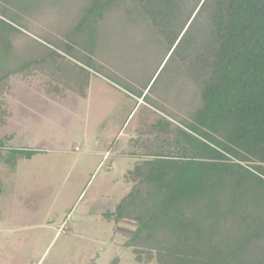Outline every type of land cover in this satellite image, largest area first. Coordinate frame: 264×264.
<instances>
[{
    "label": "trees",
    "instance_id": "trees-1",
    "mask_svg": "<svg viewBox=\"0 0 264 264\" xmlns=\"http://www.w3.org/2000/svg\"><path fill=\"white\" fill-rule=\"evenodd\" d=\"M45 13L49 28L29 34ZM134 55L150 68L123 62ZM96 71L162 113L111 213L131 225L135 260L264 264V0H0V127L12 75L86 97ZM10 139L0 164L37 152Z\"/></svg>",
    "mask_w": 264,
    "mask_h": 264
},
{
    "label": "rangeland",
    "instance_id": "rangeland-1",
    "mask_svg": "<svg viewBox=\"0 0 264 264\" xmlns=\"http://www.w3.org/2000/svg\"><path fill=\"white\" fill-rule=\"evenodd\" d=\"M51 16L45 13L33 19L28 33L48 29ZM134 43L140 51L147 49L153 63L158 51L145 42ZM132 51L135 54L136 48ZM123 59L135 68H150L139 58ZM90 78L88 100L76 98L75 103L72 94L65 99L47 91L44 76L10 77L0 138L11 136L9 148L38 151L29 158L14 154V164H0V264H108L115 256L117 264H155L135 260L131 248L124 246L131 225L116 222L111 214L127 189L101 184L103 167L94 170L98 153L121 127L124 139L138 124L131 130L133 140L146 151L155 132L145 133V127L162 113L146 107L130 88L102 71Z\"/></svg>",
    "mask_w": 264,
    "mask_h": 264
},
{
    "label": "crops",
    "instance_id": "crops-1",
    "mask_svg": "<svg viewBox=\"0 0 264 264\" xmlns=\"http://www.w3.org/2000/svg\"><path fill=\"white\" fill-rule=\"evenodd\" d=\"M90 82H91V78L89 81V85H90ZM89 85L87 88L86 97L78 96L77 94L70 91L66 94V96L64 98L67 99L68 97H70L67 95L72 94L73 96H71V97H72V99L75 100V103L77 100L76 98L83 99L85 101L88 100ZM137 125L138 124L134 125L132 127V129H135ZM132 129H130V132L128 133V135H126L123 139L122 138L123 137L122 136L123 135L122 134V127H121L118 130L117 135L114 137V140H110L111 142L107 141L108 147H106V149L102 153H98V155L100 156V160L96 164L95 170H94V173H95V171L100 166H101V168L103 167L104 172H103L102 176H100L101 184H103L105 186H113V189L116 186V190H117L118 186L121 188H122V186H125V188L127 190L123 193H120L121 197L119 196L120 198H119L118 202L127 193V191H129L130 187L133 184V181L130 178V171H132L136 165L140 164L143 160L148 158L145 155V151H140V147H142V144L140 143V141L136 140V139L133 140L134 136L132 135V133H134V132L131 131ZM82 134L83 135L81 138H82L83 142H84V140L85 141L88 140L86 130H84ZM130 145H134V146H131V147H133L131 151L128 150V148H129L128 146H130ZM133 149H135V150H133ZM36 151H38V150H36ZM94 173H92L91 177L93 176ZM123 190L124 189L122 188V191ZM118 202H116V204Z\"/></svg>",
    "mask_w": 264,
    "mask_h": 264
}]
</instances>
